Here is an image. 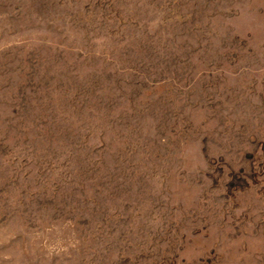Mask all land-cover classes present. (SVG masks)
Masks as SVG:
<instances>
[{"label": "rangeland", "instance_id": "374dc122", "mask_svg": "<svg viewBox=\"0 0 264 264\" xmlns=\"http://www.w3.org/2000/svg\"><path fill=\"white\" fill-rule=\"evenodd\" d=\"M0 264H264V0H0Z\"/></svg>", "mask_w": 264, "mask_h": 264}]
</instances>
